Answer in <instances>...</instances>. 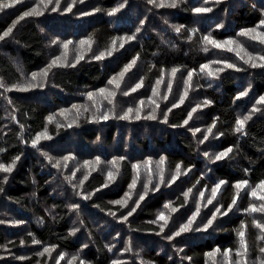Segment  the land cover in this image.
<instances>
[{
  "label": "trees",
  "instance_id": "1",
  "mask_svg": "<svg viewBox=\"0 0 264 264\" xmlns=\"http://www.w3.org/2000/svg\"><path fill=\"white\" fill-rule=\"evenodd\" d=\"M38 2L22 0L0 12V34ZM71 2L60 0L59 9L51 11L55 5L53 0L43 15L26 17L12 34L0 40V82L4 84L0 88V163L10 164L15 157H20L11 173L0 172V204L11 211L2 213L0 205V249L8 250L0 264H69L73 257L79 259L72 264H80L81 260L85 264H229V260L231 264L237 261L244 264V259L236 255L240 249L237 230L242 223L248 226L247 264H261L264 253L260 249L264 248V241L258 239L260 231L252 221L264 223V213L250 214L246 209L252 204L264 203L251 195V189L264 181V104L258 102L264 96V67L245 63L247 51L237 48L238 56L234 50L228 51L223 42L229 40L231 32L246 26L255 28L264 19V0H181L176 8L157 7L149 0H76L72 11H65ZM121 4L124 7L120 11L108 15ZM198 7L211 8V11L195 13L193 9ZM259 29L264 31V27ZM131 36L135 39H124ZM205 36L225 48L206 43ZM50 37L58 43H50ZM69 40L72 44L68 46L67 58L72 60L67 63L75 67L50 68L45 81L42 79V87L46 89L41 92L42 96L48 97L55 91L48 98L49 103L31 99L35 93H20L23 74L15 59L19 58L25 71L48 68L49 59L59 56L63 43ZM81 40H90L91 44L81 45ZM251 42L250 47L259 50L256 58L264 56V43L258 39ZM74 48L75 56L71 51ZM102 52L104 58L95 59ZM79 56L83 59L77 63ZM133 59L136 63L124 75L120 87L109 84ZM252 63L259 65L264 61L255 59ZM205 64L209 68L201 71ZM229 64L234 67H227ZM173 68L179 70L175 76ZM189 72L193 73L191 82L187 79ZM135 79L136 83L130 87L128 84ZM141 80L143 86L132 92ZM102 88L116 95L105 99L108 94L102 96L99 93ZM186 89L187 96L180 103ZM245 91L248 94L240 96ZM125 92L129 94L124 95ZM88 93L95 95L88 99ZM61 96L68 100L58 106ZM109 99L113 101L111 104ZM205 101L211 103L205 105ZM74 104H79L78 112L61 118L59 107L67 109ZM128 108L133 109L129 118L119 119ZM193 108L197 110L192 113V119L184 124ZM249 114L252 118L246 122L244 131L237 133V120ZM104 115L109 118L103 119ZM49 116L55 118L51 123ZM214 122L215 127L209 134L207 130ZM69 124L72 126L68 127ZM45 129L52 138L63 133L68 137L78 134L81 144L77 146L88 156L93 152L92 142L100 141L106 149L108 145L122 146L111 155L109 162L104 161L101 152L102 155L95 153L84 159L92 162L87 166L86 161L80 163L82 172L90 173L83 188L92 195L89 203L74 197L92 212L90 218L85 217L88 233L84 235L76 236L71 227L80 224L81 219H73L66 201L68 193L66 197H53L49 174L57 176V167H51L54 172H46L37 158L39 154L29 150L35 137ZM124 129L132 130L128 142ZM61 140L53 139L55 142L50 147L59 150L54 146ZM229 147L233 151L216 161L215 156ZM138 156L143 160L136 159ZM162 157L166 159L160 164ZM97 158L105 163H95ZM178 164L181 172L177 177ZM107 165L108 169L104 170ZM134 165H139L142 172ZM109 172L113 177L116 172V181L115 186L106 188ZM137 174L141 175L140 179ZM133 180H136L135 188L131 187ZM222 180L226 183L208 204L212 188ZM244 180L248 186L241 191L233 210L226 216L217 215L207 230L196 231L197 226L203 228L217 207L221 212L227 210L236 193L234 185ZM68 188L72 190L69 185ZM189 189L192 192L186 197ZM146 190L147 195L139 201V195ZM200 192L204 193L203 200ZM130 194L127 206L113 203ZM261 195L264 191L258 189L257 196ZM137 202L139 207L127 218V229L133 236L125 239V231L121 229L119 235V230L113 231L122 227L116 224L120 221H115L114 215L125 212V208L129 211ZM197 208L199 216L191 231L175 239L163 235L170 230L169 226L177 227L178 231ZM162 212L168 218L166 225L158 219ZM29 214L41 219L42 225L29 222L30 228L18 236L17 227L22 224L16 219H30L33 216L27 217ZM96 216L104 217L112 225H106L103 232L96 229L91 223ZM82 237L86 242L81 241ZM47 246L53 248V253L40 255ZM173 246L180 249L177 256L170 252ZM217 248L220 253L213 257L207 255ZM225 249L233 250L230 258L223 255ZM58 254L64 259L58 260ZM116 258H125V261L116 263Z\"/></svg>",
  "mask_w": 264,
  "mask_h": 264
},
{
  "label": "snow or ice",
  "instance_id": "2",
  "mask_svg": "<svg viewBox=\"0 0 264 264\" xmlns=\"http://www.w3.org/2000/svg\"><path fill=\"white\" fill-rule=\"evenodd\" d=\"M22 0H8V2H0V12L4 11L5 9L7 8H11L13 7L15 4L17 3H21ZM80 2H83V0H80ZM181 2V0H167V3L165 2V0H149V3H152V4H155L157 7H171V8H176L178 6V4ZM76 3V0H72V2L67 6V8L65 9V11H68V12H71L72 11V7L73 5ZM49 5H53V0H39V2L34 6L32 7L30 10L28 11H25L23 12V14L21 16L18 17V19L16 21L13 22V24L7 28L6 31H4L2 34H0V40H3L5 37H8L10 34H12L13 32V29L16 27V25L24 20L26 17H32V16H41L44 14V10H47ZM59 5H60V0H55V5L51 8V11H57L59 9ZM43 6V8L41 7ZM124 7V4H121L119 7L117 8H113L112 10H110L108 12V15L109 16H112V15H115L118 11H120L121 8ZM193 11L195 13H206V12H210L211 11V8H194ZM86 14H90V13H86ZM222 27V26H221ZM261 27H264V19H261L258 23V25L255 27V28H251V29H245V30H242L239 35L241 36H247L249 37L250 39H253V40H259L260 43H264V32H260L258 31L259 28ZM177 32L180 31V28H177L176 29ZM196 30L194 29L193 32H195ZM124 39H128V40H131V39H135V36H131V37H126ZM204 41L206 43H210L212 44L214 47H222L223 45L220 43V42H217L216 40L212 39L210 36H205L203 37ZM58 43V41H53V44H56ZM72 44V41L69 40L67 42H64L62 47L64 48L65 52L62 56H57L55 57L50 65L48 66V68L44 69L42 71V73H40L39 75H42L43 77H47L48 76V71L50 68H53V67H75V64H68L67 63V49H68V46ZM80 44L81 45H84V44H91V41L90 40H81L80 41ZM115 44H116V41L114 40L113 41V48L115 47ZM223 44L225 45H228V44H236V41L234 40H228V41H224ZM120 47H123V44L120 45ZM237 47L240 48L241 51H244V48H243V45H238L237 44ZM205 51H207L208 49L205 48L204 49ZM228 51H233L232 48H228ZM107 54H111V52H108ZM237 55L239 56L240 53L237 52ZM105 56V53H100L99 55H97L95 57V59L97 60H100V59H103ZM241 59H243V56L240 57ZM80 59H83V56H79L77 57V60L76 62L78 63ZM253 59H259L260 61H264V56H261V57H258V58H254V57H251L249 56V59L247 61H245V63H250L252 67H264V63L262 64H255V63H252V60ZM136 63V59H133L128 65L125 66V68L118 74V77L117 76H114L112 77L108 83L109 84H113L115 85V87L118 89L120 87V81L123 79L124 75L132 68L133 65H135ZM227 67L231 68V67H234V65H227ZM209 68V65L205 64V65H202L201 66V71H204L205 69H208ZM172 75L175 76L176 72L179 71L178 69L176 68H173L172 70ZM217 71H223V69H217ZM37 73H32V81H35L36 78H37ZM192 75L193 73L192 72H189L188 73V81L191 82L192 80ZM160 81L157 82V84L159 85ZM32 86H37V85H34V84H29L28 87H32ZM143 86V81L141 80L138 84L135 85V87H133L131 89L132 92H135L137 91V89L141 88ZM4 87V84L3 82H0V88H3ZM169 88V91L171 90V86L169 85L168 86ZM11 90V89H9ZM21 90H27V87L21 89ZM99 93L103 96L105 93H107L108 95L105 96V99H108V97H114L116 95L115 92L113 91H110L108 89H100L99 90ZM129 93L128 92H125L124 95H128ZM153 94L155 95V91L153 92ZM248 93L245 91V92H242L240 93V96H246ZM94 93H88V97L89 99H92L94 97ZM187 96V89L185 90L184 92V96L181 97L180 99V103H183L184 101V97ZM239 98V97H238ZM113 101L111 99H109V103L111 104ZM259 103H262L264 104V96L260 97V100L258 101ZM141 105H143V101L140 102ZM153 103H155V101H153ZM211 101H205L204 104L207 105V104H210ZM178 105H173V107H176ZM77 106L76 105H73V108H76ZM199 107V106H198ZM197 109L196 108H193L192 109V112H190L188 114V119H186L184 121V124H187L189 120L192 119V113H194ZM259 109H254L253 111H258ZM67 110H61V114H64V112H66ZM169 111H171V109H169ZM133 112V109L132 108H128L127 111L125 112L124 115L122 116H119L118 118L119 119H127L129 118L130 114ZM103 119H108L109 117L107 115H104L102 117ZM137 119H139V115H137L136 117ZM152 119H155L156 117L155 116H152L151 117ZM252 117H251V114H249L248 116H245L241 119H238L237 120V127L235 129V131L237 133H241L244 131V128H245V125H246V122L248 120H250ZM48 122L51 123L54 121V116H49L48 118ZM164 121L166 122L167 121V114L165 113L164 115ZM58 127H62L63 125H57ZM72 125L69 124L68 127H71ZM215 127V122L213 123L212 126H210L208 128V133L209 134H212V130L213 128ZM196 131H200L199 129H196ZM51 139L52 137L48 134L47 132V129L44 130V132L40 133L39 135H37L35 137V139L32 141V146L33 147H36L38 145V143L40 142L41 139ZM208 137L205 136L204 139L206 140ZM233 151V149L231 147H229L228 149H226L225 151L221 152V153H218L216 156H215V160L216 161H219V160H222L224 158H226L229 153H231ZM45 155H47L45 153ZM205 155H207V153H205ZM20 159L19 156L15 157L13 159V161L10 163V164H4V163H0V172H3V173H11L13 171V169L15 168L16 166V162ZM49 161H51V157L48 158ZM69 157H64V160H68ZM165 159L164 157L161 158V160L159 161L160 164H163L165 162ZM92 162L90 161H86L85 162V166H87L88 164H90ZM95 163H100L99 161V158L96 159ZM113 165L116 164V161H112ZM150 163V162H149ZM55 167H60V163L57 162L55 165ZM135 168L139 169V165H134ZM190 171V169H189ZM181 172V165L178 164L176 166V176L178 177L179 174ZM186 174V173H185ZM108 178H109V181H111L114 177H113V174L111 172L108 173ZM176 177H173V179H175ZM5 179V182L7 180V177L4 178ZM85 179H87V177H85ZM161 182H163V176H161ZM226 183V181H220L218 182L214 188H212V198L209 199L207 201L208 204H211L213 199H215L217 193H218V190L220 189V187L222 185H224ZM107 185H105L106 187ZM136 186V180H133L132 181V184H131V187L132 188H135ZM248 186V181L247 180H244V181H239L237 182L234 187L236 189V193L235 195L233 196L232 198V202L231 204L228 206L227 210L221 212V208L220 207H217L215 212L212 214V216L207 220V222L204 224L203 228H200L199 226H197V228L195 229L196 231H202V230H207L208 228H210L212 225H213V222L216 220L217 218V215H227L229 212H231L233 210V207L236 206L237 204V201L240 197V193L242 190L246 189ZM260 189L262 191H264V181H261L258 185H256L254 188L251 189V195L253 197H256L257 199L259 200H264V195H261V196H257V190ZM0 191H2V189H0ZM192 192V189H189L187 193H185V196L187 197L190 193ZM145 195H147V190L144 192V194L142 195H139L138 197V200L139 201H142L144 198H145ZM200 198L201 200H203V197H204V193L203 192H200ZM89 196H85L84 199H88ZM113 203L115 204H120V205H123V206H127V201L126 200H118V201H114ZM74 208H77L78 205H74L73 206ZM139 207V203H135V206L133 208H131L128 212V214L126 216L123 217L124 220H127L128 216L132 215L133 212L135 211V209ZM165 207H171V205H165ZM177 209L175 208H172V211H176ZM246 211L248 213H264V203L260 204L259 206H257L256 204H252L250 205V207L248 209H246ZM197 216H199V208H197L196 212L193 214L192 217L189 218V220L187 221V223L183 224L178 231H176L174 233L173 236H169L168 239H174L175 236H180L181 233H184V232H188V231H191L192 228V224L195 222ZM159 220H163L165 222V225L167 224V217L165 216V214L162 212L160 213L159 217H158ZM252 224L253 226L258 229L260 231V235L258 236V239L264 241V223H261L259 220H253L252 221ZM163 225H162V228L161 230H163ZM247 224H244L242 223L241 224V227L239 230H237V235L239 237V243H240V249H237L236 250V255L237 256H240L244 259V264H247V261H246V253L248 251V244H247V241L245 239V235H246V230H247ZM35 243H39V241H34ZM242 249V251H241ZM220 249L217 248L214 250V252H210L208 253L207 255L209 257H213L215 256L217 253H220ZM232 249H225L223 251V255L225 257H229L231 256V253H232ZM261 253H264V248H261L260 249ZM47 252H50V249L49 248H45L44 249V252L40 253V255H43L44 253H47ZM19 259H25L24 257H20ZM60 260H63L64 259V256L63 255H60L59 257ZM77 259H79L78 257H73L72 258V261L69 262V264H72V262L76 261ZM188 259H191L190 257H188ZM80 264H84V262L81 260L80 261ZM229 264H231V260H229ZM236 264H240V261H237ZM261 264H264V261H261Z\"/></svg>",
  "mask_w": 264,
  "mask_h": 264
},
{
  "label": "rangeland",
  "instance_id": "3",
  "mask_svg": "<svg viewBox=\"0 0 264 264\" xmlns=\"http://www.w3.org/2000/svg\"><path fill=\"white\" fill-rule=\"evenodd\" d=\"M251 28H254V26H250V27L246 26L244 29H240V30H236V31L231 32L232 34L228 35L229 40L236 41V44H228V45H226L227 48H231L232 47V49L236 53L239 52V50H237V48H238L237 44L238 45H243L244 50L247 51V56H246L247 60L249 59V56L256 58L257 54L259 53L258 52L259 50H255V49L250 47L251 43H253V42H251V41H253V39H250L247 36H241V35H239V33L242 30L251 29ZM262 28L263 27H261V29ZM258 30H260V29H258ZM260 32H264V31H260ZM49 42L50 43L53 42L51 37L49 38ZM222 47L225 48L224 46H222ZM75 49L76 48L71 50V51H74V56L77 55ZM64 52H65V50L63 48V50L61 51V54L59 56H62L64 54ZM68 54L69 53H68V49H67V56H68ZM55 57H57V56H54L53 58L49 59L48 64H47L46 67H48L50 65L51 61ZM15 60L17 61V65L19 66V69L21 70V72L23 74V77H22L23 86H22L21 89L27 87V90H20V93H24L26 95L27 94L29 95L31 93H35L34 95L31 96V99H34V100H36L37 102H40V103H45V104L49 103L48 98L50 96H54V92L55 91L54 92L51 91L50 94L48 95V97L42 96L41 92L42 91L43 92L46 91V89H44L42 87L43 80L45 81L46 77H43L42 75H39L46 68L45 67H41L39 69H36V71H25L23 69V65H22L21 61L19 60V58L15 59ZM70 60H72V59H68L67 58V62L70 61ZM253 60L255 61V59H253ZM68 63H70V62H68ZM32 73H37L38 74L35 81H32V79H31ZM135 83H136V79L133 80L128 85L131 87ZM29 84H34V85H37V86L28 87ZM14 89H15V87H14ZM96 93H98V92H96ZM61 98H62V100H60L58 102L59 104L57 103L58 106L61 105V104L66 103V101L68 100V98L65 99V96H61ZM87 98L89 99L88 96H87ZM57 105H54V106H57ZM78 105L79 104H77L76 106L79 108ZM77 107L73 108V105H72L71 108L68 106V108L65 109V108H63V106H60L59 107L60 111L61 110H67L66 112H64V114H61V112H60L61 118H64V117H66V116H68V115H70L72 113L75 114L76 112H78L76 110ZM73 109H75V111ZM12 116H13V114H12ZM124 131L127 133V142H128L129 133H131L132 130H125L124 129ZM53 139H55L56 141L63 139L60 142L56 143L55 144L56 146H54V147H58L59 150H56V149L50 147L53 144L52 142H55V141H53ZM79 139H80V137L78 136V134L72 133L71 136L68 137L67 133H63L62 135H58L57 137H54V138H51V139H43L42 138L36 147H33L32 144H31L30 145V149H29L32 152H36L37 154H39V155L36 154L37 158H39L40 161H42L43 165L45 166L44 169L48 173L54 172V168H51V167H55L54 165L57 162L60 163V167H57V171H58L57 172V176L56 175L53 176L52 173L49 174V175H52L51 185H52V188H53V197H57V198L66 197V195L68 193L69 196L67 197L66 201L68 203V206L70 207V211L72 212L73 219L74 220L76 218L77 219H81V223L80 224L71 225V227L75 231V235L76 236H80L81 234L84 235L85 233H88L87 232V228H85V217L90 218L91 217V213H92V212H89V210L86 209L83 206V204H81L80 202H77V201L74 200V197H76V199H78V200H86L89 203L90 202V198L92 197L91 193H88L83 188V186L85 184V181H86L85 177L88 178L90 173H89V175L88 174L85 175V173L82 172V168L80 167V163H83V161H88V160H84V159L92 157V156H95V153L99 154V155L103 154L102 156L104 158V161L107 160V162H109V160H111L110 159L111 155H113L115 152H117L119 149L122 148V146H120L121 145L120 144L118 146L108 145L107 146L108 149H106L104 146L100 145L101 144L100 141L92 142L91 149H92L93 152H92L91 156H88V153L86 151L81 153L80 148L77 146V145L81 144ZM73 143L75 144V146L73 145ZM93 148H95V150H93ZM125 151L126 150H124L123 154H125ZM101 152H102V154H100ZM45 153L47 155H45ZM66 156L69 157L68 160H64V157H66ZM49 157L52 158L51 161H49V159H48ZM136 159L143 160V157L138 156V157H136ZM104 161L100 160V163L104 164L105 163ZM51 162H53V163H51ZM108 167L109 166L107 165L104 168V170H107ZM59 168L61 170V173L59 171ZM139 171L142 172V170H140V169H139ZM140 176H141L140 174H137V178H139ZM65 179H67V180H65ZM115 181H116V172H115L114 179H112L111 181L107 180L106 188H110V187L115 186V184H114ZM65 182L66 183L69 182V184H65ZM68 185L72 189L71 191L69 190ZM131 192L134 193L135 191L132 190ZM131 192L129 191L128 193H131ZM85 196H89V198L88 199H84ZM130 196H131V194L127 195L125 198H123L121 200H126L127 203H128V201L130 199L129 198ZM0 205H2V208H1L2 213H4V212L5 213H10L11 212L10 209L5 206V204L1 203ZM74 205H78V207L74 208L73 207ZM124 210H125V212L117 213V214L114 215L115 217H117L116 218L117 220H115V221H118V220L120 221V222H118L116 224L117 225H122V227H117L113 231L115 232V231L119 230L118 234H117V235H119V232H121V229H122V231H125V233H126L124 235V238L126 239V238H129V237H132L133 235L127 229L128 220H124L123 219V217L126 216L128 214V212H129L128 208H125ZM13 215H15V214L13 213ZM31 215L32 214H29L27 217H29ZM32 216L33 217L30 218V219H26V218L16 219V221H18L19 224H22V225L17 227V228L20 229V231H18V236L23 235L26 232L27 227L30 228V223L29 222L33 221V222H35V225H38V226L41 227V225H42L41 219H38L35 215H32ZM91 223H92V226H95L96 229H99L102 232L106 228V225H112L111 221L105 220L104 217H102V216L101 217L100 216H96L94 219L91 220ZM169 228H170V230L163 234L166 237L173 236L174 233L177 230V227H174V226H172V227L169 226ZM114 232H113L112 235H114ZM81 241L86 242V239L84 237H82ZM110 242H111V244L114 243L112 241H110ZM170 245H173V240L170 241ZM161 247H163V246H161ZM45 248H49L50 249V252H47L48 254H50L51 252L53 253V248L51 246H47ZM171 249H172V250H170L171 254H173L174 256H177L178 255L177 252L180 250L179 247L173 246V247H171ZM7 251L8 250L6 249V247H3L2 249H0V254L2 255V257H0V260L3 257H7V255H8L6 253ZM59 257L60 256L58 254V258L57 257L56 258L59 260ZM125 258H123V260H121V259L119 260V258H116V263H119L121 261L124 262Z\"/></svg>",
  "mask_w": 264,
  "mask_h": 264
},
{
  "label": "bare ground",
  "instance_id": "4",
  "mask_svg": "<svg viewBox=\"0 0 264 264\" xmlns=\"http://www.w3.org/2000/svg\"><path fill=\"white\" fill-rule=\"evenodd\" d=\"M238 139V138H237Z\"/></svg>",
  "mask_w": 264,
  "mask_h": 264
}]
</instances>
